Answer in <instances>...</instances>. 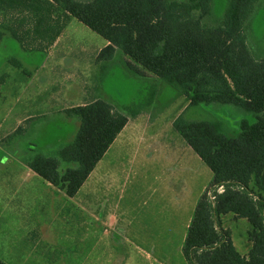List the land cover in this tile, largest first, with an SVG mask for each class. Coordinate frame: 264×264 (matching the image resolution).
Here are the masks:
<instances>
[{"label": "trees", "instance_id": "trees-1", "mask_svg": "<svg viewBox=\"0 0 264 264\" xmlns=\"http://www.w3.org/2000/svg\"><path fill=\"white\" fill-rule=\"evenodd\" d=\"M213 3L0 0L19 8L5 29L25 51H47L64 29L63 16H73L106 41L98 62H112L121 50L130 68L175 86L189 108L233 105L251 113L255 121H242L236 135L226 133L217 120L179 116L174 122L213 174L195 209L183 255L188 264H264V59L253 54L246 34L261 0H228L224 18L209 25ZM3 35L0 31V41ZM4 82L0 75V88ZM123 110L99 98L68 108L66 115L79 122L74 139L55 155L35 150L28 166L58 190L76 195L130 116L137 115ZM227 215L248 221V254L236 249L230 231L222 227L221 217ZM0 264L6 263L0 259Z\"/></svg>", "mask_w": 264, "mask_h": 264}, {"label": "rangeland", "instance_id": "rangeland-1", "mask_svg": "<svg viewBox=\"0 0 264 264\" xmlns=\"http://www.w3.org/2000/svg\"><path fill=\"white\" fill-rule=\"evenodd\" d=\"M227 4L228 0H214L213 13L206 23L220 22ZM17 9L0 4V31L4 33L0 41V75L5 76L0 88V147H13L19 157L31 149L55 155L77 133L79 122L69 118L66 110L81 102L99 98L118 109H128L123 110L127 115L136 112L78 192L133 196L137 211L131 228L135 232L127 236L147 250L150 240L155 246L161 236L151 228L164 221L168 206V245L151 251L164 264H187L183 246L194 213L187 207L188 197L191 201L202 197L213 174L175 130L174 122L179 116L191 121L217 120L226 133L236 135L242 121L253 123L255 117L233 105L189 108L186 97L175 86L130 68L121 50L112 62H98L106 41L73 16H63L64 29L47 51H25L5 29L17 16ZM246 34L253 54L264 59V0L248 21ZM25 116L31 119L23 120ZM5 162L0 151V163ZM181 195L186 196L183 222L175 208ZM132 216L130 212L129 218ZM142 223L147 227H141ZM221 224L230 231L236 249L248 254V221L227 215L221 217ZM129 249L130 259H137L130 264H144L139 262V251L131 246Z\"/></svg>", "mask_w": 264, "mask_h": 264}, {"label": "crops", "instance_id": "crops-1", "mask_svg": "<svg viewBox=\"0 0 264 264\" xmlns=\"http://www.w3.org/2000/svg\"><path fill=\"white\" fill-rule=\"evenodd\" d=\"M30 119L29 116L23 118L26 121ZM131 121L120 134L126 131ZM116 141L117 138L113 144ZM35 150L38 151L31 149L27 155L19 157L14 154L13 147H0L6 160L0 163V259L4 263L130 264L137 261L135 256V261L130 259L128 250L131 246L139 251V262L164 264L154 257L151 248H166L168 245V206L164 221L151 226L161 236L155 246L150 240L147 250L133 237L127 236L130 231L135 232V228H131L137 211L133 196L79 192L69 196L28 166ZM180 197V204L175 208L177 217L181 215L183 222L186 196ZM190 198L187 207L195 212L201 197L192 201ZM130 212L134 216L129 218ZM193 216L194 213L188 228ZM142 224L141 227H147V223ZM3 250L6 251L2 253Z\"/></svg>", "mask_w": 264, "mask_h": 264}]
</instances>
